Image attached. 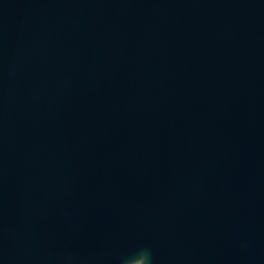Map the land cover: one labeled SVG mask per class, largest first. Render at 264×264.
Masks as SVG:
<instances>
[{
    "label": "water",
    "instance_id": "obj_1",
    "mask_svg": "<svg viewBox=\"0 0 264 264\" xmlns=\"http://www.w3.org/2000/svg\"><path fill=\"white\" fill-rule=\"evenodd\" d=\"M264 264V0H0V264Z\"/></svg>",
    "mask_w": 264,
    "mask_h": 264
},
{
    "label": "clouds",
    "instance_id": "obj_2",
    "mask_svg": "<svg viewBox=\"0 0 264 264\" xmlns=\"http://www.w3.org/2000/svg\"><path fill=\"white\" fill-rule=\"evenodd\" d=\"M121 264H153V254L149 248H141L132 255L121 258Z\"/></svg>",
    "mask_w": 264,
    "mask_h": 264
}]
</instances>
